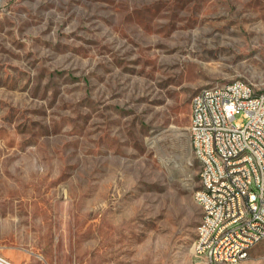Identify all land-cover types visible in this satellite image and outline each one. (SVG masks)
Instances as JSON below:
<instances>
[{
	"label": "rangeland",
	"instance_id": "1",
	"mask_svg": "<svg viewBox=\"0 0 264 264\" xmlns=\"http://www.w3.org/2000/svg\"><path fill=\"white\" fill-rule=\"evenodd\" d=\"M235 79L264 91V0H0L1 253L196 264L191 99Z\"/></svg>",
	"mask_w": 264,
	"mask_h": 264
},
{
	"label": "built area",
	"instance_id": "2",
	"mask_svg": "<svg viewBox=\"0 0 264 264\" xmlns=\"http://www.w3.org/2000/svg\"><path fill=\"white\" fill-rule=\"evenodd\" d=\"M200 89L202 96L191 99L189 132L199 182L210 185V193L195 192L207 214H201L193 253H206L202 264L214 258L236 264L264 240V96L243 79ZM245 148L253 149L257 164L250 157L234 159ZM248 181H255V191H248ZM246 205H253V213L244 214ZM236 218H243V226H233ZM0 264L17 263L0 251Z\"/></svg>",
	"mask_w": 264,
	"mask_h": 264
},
{
	"label": "bare ground",
	"instance_id": "3",
	"mask_svg": "<svg viewBox=\"0 0 264 264\" xmlns=\"http://www.w3.org/2000/svg\"><path fill=\"white\" fill-rule=\"evenodd\" d=\"M193 96H202V89L197 90V92ZM258 96H264L263 90H258ZM193 154L195 155V147H192ZM250 157V164H257V156H253V149L252 148H245L242 151L234 152V159L235 160H246ZM248 191H255V181H248ZM198 192L202 193H210V185L208 184H200L198 187ZM202 208V214H207V206H203V203H200L197 200ZM253 213V205H246L244 207V214H251ZM233 226H243V218H236L233 219ZM201 227V220L197 226V231ZM259 242H255V246ZM192 248L194 249V242ZM252 248H248V255L250 254ZM196 264H202V261L206 260V253H199L197 257H195ZM241 259H237L236 263ZM212 264H233L232 261H227L226 258H214L212 260Z\"/></svg>",
	"mask_w": 264,
	"mask_h": 264
},
{
	"label": "trees",
	"instance_id": "4",
	"mask_svg": "<svg viewBox=\"0 0 264 264\" xmlns=\"http://www.w3.org/2000/svg\"><path fill=\"white\" fill-rule=\"evenodd\" d=\"M198 187H196V189H197Z\"/></svg>",
	"mask_w": 264,
	"mask_h": 264
}]
</instances>
